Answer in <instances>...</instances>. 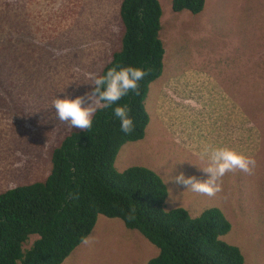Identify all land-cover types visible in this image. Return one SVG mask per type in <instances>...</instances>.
Segmentation results:
<instances>
[{"label": "rangeland", "instance_id": "1", "mask_svg": "<svg viewBox=\"0 0 264 264\" xmlns=\"http://www.w3.org/2000/svg\"><path fill=\"white\" fill-rule=\"evenodd\" d=\"M160 1L165 67L149 87L151 120L143 139L121 147L115 166L157 171L167 209L197 216L220 207L232 224L222 238L241 248L246 264H264V0H207L197 15ZM122 2L0 0V192L43 180L53 148L78 129L54 118L52 101L92 90L89 74L99 75L121 44ZM221 147L254 158L252 173H227L214 197L172 179L181 172L207 179L201 153ZM90 235L94 242L62 264H147L160 254L119 218L99 215Z\"/></svg>", "mask_w": 264, "mask_h": 264}, {"label": "trees", "instance_id": "2", "mask_svg": "<svg viewBox=\"0 0 264 264\" xmlns=\"http://www.w3.org/2000/svg\"><path fill=\"white\" fill-rule=\"evenodd\" d=\"M206 2L172 0V8L197 15ZM120 17L121 44L99 75L113 67L141 68L147 74L139 81V94L130 92L99 109L90 129L67 133L53 148L43 180L0 192V264H62L91 234L99 215L121 219L160 248L147 264H246L241 248L222 238L232 224L220 207L197 216L185 207L167 209L168 186L157 171L115 166L121 147L146 135L151 120L146 99L150 84L164 72L166 53L160 0H123ZM121 105L130 109V134L121 131L114 116ZM133 208L134 219H129Z\"/></svg>", "mask_w": 264, "mask_h": 264}, {"label": "clouds", "instance_id": "3", "mask_svg": "<svg viewBox=\"0 0 264 264\" xmlns=\"http://www.w3.org/2000/svg\"><path fill=\"white\" fill-rule=\"evenodd\" d=\"M146 71L137 67H113L105 75L89 74L93 89L83 96L72 98H55L52 105L55 108V119L67 123L70 128L77 127L88 130L92 127L93 117L99 109L116 104L122 97L130 92L139 94V81L144 78ZM88 101H91L88 103ZM87 105V106H85ZM126 105L114 108V116L120 121V128L126 134L133 131V120L129 116ZM207 158V166L199 167L209 174L207 179H198L196 176H186L183 172L173 177L178 185H183L194 193L214 197L223 190L222 178L229 172L237 170L251 174L255 167V160L234 149L227 147L205 148L201 159ZM172 202L175 200L173 198ZM135 208L132 209L129 219H134ZM94 237H83L81 243L89 245Z\"/></svg>", "mask_w": 264, "mask_h": 264}]
</instances>
